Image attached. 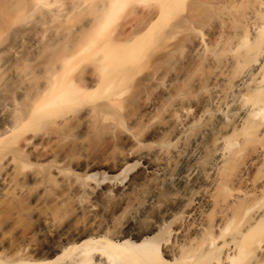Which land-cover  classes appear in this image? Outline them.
Segmentation results:
<instances>
[{"label":"bare ground","instance_id":"bare-ground-1","mask_svg":"<svg viewBox=\"0 0 264 264\" xmlns=\"http://www.w3.org/2000/svg\"><path fill=\"white\" fill-rule=\"evenodd\" d=\"M54 2L0 0V264H264V0Z\"/></svg>","mask_w":264,"mask_h":264},{"label":"rangeland","instance_id":"rangeland-1","mask_svg":"<svg viewBox=\"0 0 264 264\" xmlns=\"http://www.w3.org/2000/svg\"><path fill=\"white\" fill-rule=\"evenodd\" d=\"M75 1H76L77 5H78V2H80L81 4L79 3V6H76V7L72 6L73 4L76 5ZM75 1L74 0H55V2L51 5L52 14H50L51 12L50 13L49 12L46 13V11H45V13H43L44 11H40L39 12V10H37V12L35 11L32 14L30 13V15L29 16L27 15L25 18L30 20L33 24L37 23V27H38L37 29L42 30V31L44 30L43 32L46 35H48V33H50L49 35H52V33L55 32V27H56V29L58 27L57 33H55V35H57V36L59 35L58 36L59 38L63 36L64 40L62 42L69 41L73 37L74 29L78 25L82 24L85 20L92 18L94 16L93 15L94 13L98 12V10H96L97 9L96 3H98L99 0H88V2L86 0H75ZM141 11L142 10H141L140 7L136 8V10L133 11V12L130 11L128 8L126 10L124 9V11H121L120 14L119 13L116 14V15H119L118 17L115 15L117 18L115 16H113V18L110 21V25H109L108 30L110 31L112 29L113 31H115V29H116V30L121 31L120 27L121 26L124 27L125 24H127L126 22H128L129 20H130L129 21L130 24H133V25L135 24L137 26L143 25L147 21V18L145 17L143 12H141ZM141 13L143 14V16L141 15ZM126 18H128V19H126ZM133 18L135 20H132ZM129 22H128V24H129ZM161 24L162 25L166 24V20L163 19L161 21ZM113 28H115V29H113ZM71 30H72V32H71ZM62 31H64L65 33L67 32L68 33L67 34L68 37L67 36L65 37L66 34L64 32H62ZM69 32H70V34H69ZM115 33H116V31L113 32V35ZM108 34H110V32ZM111 34H112V32H111ZM164 43H165L164 40L159 41L157 43L156 47H155V50L157 49V47L159 48V46H160L159 49H161V47H164ZM159 49H157V50L159 51ZM31 67H32V65L30 66L29 64H26V66H25L26 69H30ZM92 144H91V148H89L90 149L89 151L97 153V152L103 150L101 148L105 149L106 141L103 140V139H99V140L95 141ZM99 153H101V152H99ZM43 167H42V169H44ZM45 170L48 171V167H45ZM26 198L28 200H30L29 197L25 196V195H24V197L20 196L19 198L18 197L14 198V199H12V201L10 199H7V201H9V202L11 201V205L8 206V204H7L8 208L5 207L6 208V211L4 210L5 213L3 212L0 215V217L3 215L0 218V224L1 225H3L5 223L4 221H7L8 217L10 218L9 214H10L12 208H17V206H18L20 208H25V210H24L25 212L24 213L27 214V215L25 214L26 215L25 217H26V220H27V221H25V228L27 229V231L29 229H31V227L33 225V221L32 220L29 221L30 214L28 216L29 211L26 209V207L28 205H30V204H28V202H30V201H28ZM7 201H6V203H9ZM13 206H15V207H13ZM10 208H11V210H10ZM26 211H28V212H26ZM26 229H25V231H26Z\"/></svg>","mask_w":264,"mask_h":264}]
</instances>
